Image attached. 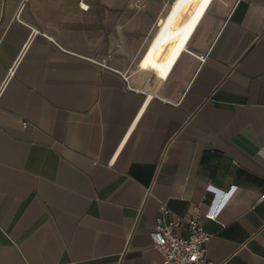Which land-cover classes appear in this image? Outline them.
Here are the masks:
<instances>
[{"label":"crops","instance_id":"crops-1","mask_svg":"<svg viewBox=\"0 0 264 264\" xmlns=\"http://www.w3.org/2000/svg\"><path fill=\"white\" fill-rule=\"evenodd\" d=\"M163 205L264 264V0H0V264H161Z\"/></svg>","mask_w":264,"mask_h":264},{"label":"built area","instance_id":"built-area-1","mask_svg":"<svg viewBox=\"0 0 264 264\" xmlns=\"http://www.w3.org/2000/svg\"><path fill=\"white\" fill-rule=\"evenodd\" d=\"M81 7L88 9L83 3ZM169 213L167 206L163 205L162 216L157 219L151 233L154 247L163 256L161 264H216L208 257V244L212 235L204 227L200 208H195L187 217L176 218L168 223L165 216ZM180 230H184L186 235L182 236Z\"/></svg>","mask_w":264,"mask_h":264}]
</instances>
